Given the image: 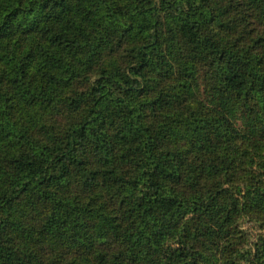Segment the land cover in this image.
I'll list each match as a JSON object with an SVG mask.
<instances>
[{
  "label": "trees",
  "instance_id": "1",
  "mask_svg": "<svg viewBox=\"0 0 264 264\" xmlns=\"http://www.w3.org/2000/svg\"><path fill=\"white\" fill-rule=\"evenodd\" d=\"M219 7L0 0V264H264L227 235L264 212V33Z\"/></svg>",
  "mask_w": 264,
  "mask_h": 264
},
{
  "label": "rangeland",
  "instance_id": "2",
  "mask_svg": "<svg viewBox=\"0 0 264 264\" xmlns=\"http://www.w3.org/2000/svg\"><path fill=\"white\" fill-rule=\"evenodd\" d=\"M212 4L220 6L219 9L222 12L220 16L223 22L221 26L234 39L240 38L250 42L258 34L264 33V20L260 16L259 9L249 5L247 0H212ZM105 56L107 57L106 54ZM207 70V67L202 68V65H200L199 74L208 82L211 79V74ZM202 84L201 82L198 83V87H203ZM263 234L264 212L246 210L240 219L234 220L231 234L228 233L227 235L228 238L231 236L232 243L241 244L242 240L247 239L248 245L251 247L254 246L258 237ZM220 241L219 239L215 244L219 245Z\"/></svg>",
  "mask_w": 264,
  "mask_h": 264
}]
</instances>
